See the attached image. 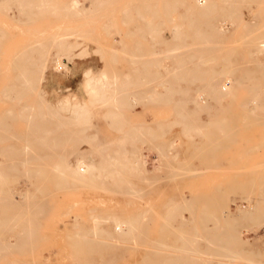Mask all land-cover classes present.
<instances>
[{
  "label": "rangeland",
  "instance_id": "rangeland-1",
  "mask_svg": "<svg viewBox=\"0 0 264 264\" xmlns=\"http://www.w3.org/2000/svg\"><path fill=\"white\" fill-rule=\"evenodd\" d=\"M62 1L67 3L68 0H58V3L64 4L65 2ZM142 1L144 0H106L103 3V0H85L83 6L88 8L90 13L94 10L97 12V15L93 14L89 18L60 16L53 14V11L35 10L31 17L10 19L0 9V107L3 110L7 107L4 101L10 102V100L2 99L1 94L11 86H18L23 71L33 72L32 82L38 85L37 91H43V96L46 94L44 98H47L51 107L59 109V105L63 106L61 115L71 118L75 114H72L73 112L84 107L91 112L92 122L96 127L88 129L79 127L76 130L81 138L87 140V143L82 141L83 139L82 142L79 141L81 142L79 148L86 153H90L97 146L119 139L121 134L126 133L128 127L133 124L149 125L153 133L158 132L157 126H162L161 131L164 133L162 141H171L172 139L178 141L176 144L178 157L170 161V167L177 173L168 172L166 169L165 179L155 178L156 180L152 179L150 184L142 183L143 181L133 175L132 178L130 175V178H125L131 182L132 187L136 185L135 189L140 191L139 193L133 194L132 191L130 194V191L124 190L123 192L108 191V194L104 191L106 193L103 194V191L99 189L85 186L72 189L68 185L67 188L55 189L49 185V190H51L49 194H46L45 197L37 196L38 200L46 203L45 210L40 212L43 214L36 217L35 220L37 222L35 228H38L39 232L41 230L42 233H40L43 239L42 243L41 241L40 244L36 242L31 249L20 254L11 253L9 255L7 253L8 257L4 255L6 253H0V264H168V262L170 264H184V262L185 264H264V112L261 110L262 107L264 108V94L262 93L264 91V73L260 61L256 65L254 59L246 55L249 48L245 46L249 45L251 40L264 38V0H147L151 4L149 6L148 4L142 5L144 4L141 3ZM98 4H103V7H101L102 5L98 7ZM203 4L207 11L210 10L217 14L237 12L235 23H227L226 32L223 31L219 38L223 49L222 47L216 51L200 49L199 45L202 40L196 37L194 42L197 50L193 52L197 56L192 52L188 53L187 57L193 58L192 55H194V59L190 58L191 61L188 62L189 58L184 59L186 55L182 57L185 53L182 52L183 50H175L177 52H173L174 55L172 53L173 57H171L168 67L163 61L165 56L163 54H166L167 51L163 44L157 49H153V52L152 50L139 51L135 49V44L140 43L147 46L150 43L149 37L143 39L140 34H129L133 33L140 25L139 23L135 24V21L140 20L139 13L158 12L159 17L151 19L155 23L154 25L165 20L163 17L165 11L172 10V12L177 11L181 14L190 13L192 14L190 19L197 22L202 19L197 14L203 10L201 8ZM165 5L168 6L165 8ZM232 5L239 7L237 9L230 8ZM123 12L129 13V16L123 18L121 14ZM214 18L216 16L204 18V20H214ZM187 19L189 18L187 17ZM103 26L109 27L110 31L106 33ZM250 26L251 28H249ZM163 27L165 28V26ZM220 30L222 31V28ZM160 36L162 38L170 37V41H175L166 30H162ZM59 37L66 39L65 41L69 45L75 46L72 50L74 55L72 60L61 58L63 68L57 70L52 63L49 70L44 71L41 76L40 68L37 66H23V69L21 66L11 63L15 62L22 53L32 52L33 50L28 49L30 47L46 46L51 54L56 53V49L50 45L47 46L53 42L52 40ZM247 38L250 41L246 40ZM207 39L205 38L204 41L209 43L210 41L208 42ZM209 40L213 41L210 38ZM46 48L44 49L46 50ZM42 50L36 48L34 53ZM200 53L201 56L203 55L201 59H199ZM132 54L137 61L135 64L129 60ZM112 56H115V62L111 64L112 67H108L109 58ZM150 58L162 63L163 67L158 68L159 71L156 74L161 78H166L169 75L166 80L170 89L174 90L173 96L161 100L162 102L166 100L163 103L160 101L147 103L145 97H142L143 101L139 104L140 107L136 105L133 107L134 110L131 108L122 110L120 114L122 117L119 115L116 122L106 120L105 115L110 111L108 110L109 105L104 102L92 103L84 83L86 84L88 78H94L99 73H108L107 70L109 73L111 69H114L115 73L135 70L132 71V75L136 76L134 78H137L136 82H139L140 86L147 89H152L154 86L159 90L157 76H153L157 68H153L154 72L151 71L148 74L143 71L142 62L150 60ZM205 58L214 61L206 63ZM225 59L226 61H223ZM230 60L233 62L231 61V63ZM260 60L263 62L264 58L261 57ZM198 61L202 63L199 64ZM178 62H182L181 67L183 65L184 70H177L180 67V63L176 64ZM247 68L250 70L251 78L246 81H236L233 90H231L232 94H227L223 98L214 94L215 85L229 80L231 70L235 73L234 78L240 79L246 73ZM203 72L204 74H202ZM175 73L177 74L174 77ZM221 73L226 78H223ZM210 75L212 79H209ZM139 76L141 79H145L141 80ZM196 77H201V80ZM139 84L137 83V85ZM137 85L123 90H137ZM177 88L179 91L176 90ZM201 90L204 91L200 96ZM256 91L257 94H255ZM142 93L140 95H143ZM258 94L260 95L258 96ZM218 99L221 102H218ZM254 99L258 102H255ZM11 101H15L12 103L16 104L10 113L11 118L22 117L18 105H26L25 103L30 100L18 98ZM167 103L169 104L167 105ZM173 104L177 108L173 107ZM27 105H35V112L40 113L38 106L41 104L29 103ZM3 110H0V114L6 113ZM178 110L179 113H177ZM248 111L251 113L249 114ZM130 120L131 122L128 123ZM121 122L129 126L118 131L117 123ZM111 123L116 125H113L112 128ZM8 125L11 127L8 131L9 138L15 140L14 146L18 147L19 141L24 137V127L19 122H11ZM190 125H194L196 130ZM188 126L193 130L191 131ZM200 127L203 134L197 131ZM60 133L63 132H54L53 135ZM138 146L141 152L144 151L143 154L146 156L144 161L149 162V167L155 168L156 161L150 159V157L154 159L155 154L151 155L149 144L142 141L138 142ZM49 147L54 148L52 143ZM107 147L116 148L117 146L112 144ZM68 149L67 146L65 151L68 152ZM46 161L45 164H48L46 170L52 172L50 170L53 169L50 166L53 167L56 164L55 158ZM147 176L151 177L150 172ZM16 181L20 183L22 179ZM20 188L21 186L17 184L16 189L19 191ZM204 211H211V214L214 215L205 218L202 215V213L206 214ZM9 218L12 216H7V219ZM94 218H98L96 220L98 223L93 224ZM127 221L132 222L127 225ZM193 221L196 222L194 225ZM203 221H207L205 222L207 224L203 225L201 223ZM215 221H218V226ZM71 223H73L72 227ZM230 223L237 227L242 226L245 230L237 233L239 238L237 242L222 243L218 241L219 243H217L213 239V241L210 239L211 243L204 241V238L210 236L224 237ZM74 225H79L84 229L111 227L127 231L123 233L124 235L122 234L123 236H119V240L112 238L102 240L100 236L94 238L100 240L99 244L101 245L98 247L97 243L88 246L89 253L86 251L87 246H84L86 250L80 245L79 248L71 246L73 235L70 234V230H73ZM2 226L12 231L24 228L19 222L8 220H4ZM208 234L209 236H207ZM181 235L196 237V241L187 246V242L184 243L182 239L178 241L177 237L182 238ZM89 236L92 237V233H89ZM219 237H217L218 240L221 239ZM189 249H191V255L186 254ZM73 252L76 254L74 255ZM86 252L88 253L86 254Z\"/></svg>",
  "mask_w": 264,
  "mask_h": 264
},
{
  "label": "bare ground",
  "instance_id": "bare-ground-1",
  "mask_svg": "<svg viewBox=\"0 0 264 264\" xmlns=\"http://www.w3.org/2000/svg\"><path fill=\"white\" fill-rule=\"evenodd\" d=\"M83 1H85V0H68L67 3H66V1H62L65 3L59 4L61 2L59 1V3H58V0H0V9H1L2 13L5 16H8L10 19H14L15 17L16 18L17 17H20V18L25 17L26 18L27 16L31 17V15L34 13L35 10H40L43 12L53 11V14H55V15L72 16V17L73 16H78V17L81 16L84 18H89V17H91V15L97 13L95 10L90 13V10L83 6ZM105 1L106 0H103V3ZM153 1H155V0H153ZM197 1H199V0H197ZM141 3H144L142 5L148 4V6H149L150 1L147 2V0H144ZM138 4H140V3H138ZM100 6L103 7V4H98V7H100ZM167 6L168 5H165L164 7L166 8ZM180 6H182V5H180ZM238 7H239L238 5L230 6V8H234V9H237ZM201 8H203V10L198 12L197 15H198V17H200L202 19H200L197 22L190 19L192 16V14H190V13L181 14V13H177V11H174V12H176L175 13L176 17H175L174 12H172L173 11L172 10V11H165L164 15H163V17H165V20L159 21L157 23V25H154L155 23L153 21H151V19H153L155 17H159L158 12L150 11L148 13H143V14L139 13L138 16H139L140 20L138 22L135 21V24L139 23L140 25L137 26V28L135 29V31L133 33H129V34H131V35H134L136 33L140 34L141 38H143V39L146 37H149L150 43L147 46H146V44L145 45L140 44V43L135 44V49H138L139 51L152 50V52H153L154 51L153 49H155V48L157 49L158 46L163 44L167 50V51L165 50L166 54H163V55H165L163 61H165L166 67L170 66L171 57H173L172 53L177 52L175 50H178V49H181V50H183L182 52L186 53V54L183 53L184 55L182 57H184L186 55L184 59L189 58L188 62L191 61L190 60L191 57H187V55H188V53H191V52L194 54L193 51L197 50L196 49V43L194 42L196 40V37L199 38V40H202L201 45H199L200 49L208 50V51L218 50L220 47H222L221 46L222 42L219 38L223 34L222 33L223 31L226 32L225 30H226V25H228L227 23H229V24L235 23V16L237 15V12H226V13L217 14V13H213L210 10L207 11L206 6H204V4L201 5ZM87 9H88V11H87ZM98 9H100V8H98ZM212 9H214V8H212ZM136 13H137V11H136ZM121 14L123 15V16L121 15L123 18H126L129 16V13H127V12H123ZM214 16H216V18H214V20L213 19L204 20V18H211ZM187 17L189 19H187ZM65 19H66V17H65ZM21 21H22V19H21ZM124 23H127V21H124ZM163 26H165V28ZM103 27H104L103 29L106 31V33H108L110 31L109 27H107V26H103ZM220 28H222V31L220 30ZM249 28H251V26ZM162 30L168 31L169 36L173 37L175 39V41L174 42H172V40L170 41L169 40L170 37L162 38L160 36L162 34ZM253 36H251V37H253ZM251 37H249V39ZM205 38H208L207 41L208 42L210 41V42L206 43L205 42L206 40L204 41ZM209 38L213 39V41L209 40ZM135 39L138 40V38H136V37H135ZM65 40L63 38L59 37V38L52 40L53 42L48 44L47 47H49V45H50V47H53V49L57 50L56 53H54V54H51V52L49 50H47L46 46L30 47L28 49H30L31 51L33 50L32 52L28 51L29 53H22L21 56H18V57L16 56L17 60L15 59L16 61L13 60L15 62H11V63H13L15 66H21V68H23V66L24 67L37 66L40 68L41 76H42L44 71L49 70L52 63L54 64V68L57 70L59 68H63V65L61 64V58L64 57L66 59L72 60L74 58L72 50L75 47V46L69 45ZM246 40H248V38ZM250 40H248V41H250ZM245 46L249 48V51L246 55H249L251 58H253L255 61L254 64L256 63V65H258V63H259L258 61H260L261 65L263 67V68L261 67V69H262V72L264 73V61L262 62L260 60L261 57L264 58V38L254 39V41L251 40V43L249 45L246 44ZM36 48L37 49H43V50L41 52L34 53V50ZM44 48H46L47 51ZM222 49H223V47H222ZM103 50H105V49H103ZM177 54H179V53H177ZM202 54H203V52H202ZM173 55H174V53H173ZM194 55H196V54H194ZM194 55H192L193 58H191V59H194ZM218 55L219 54L217 53V56ZM131 56L132 57H130L129 60H130V62L132 61L135 64V62H137L135 60L136 58L134 57L133 54ZM198 56H199V54H198ZM152 57H154V56H152ZM202 57H203V55L201 56V53H200L199 59H201ZM110 58H109L110 61L108 62V67H112L111 64H113V62H115V56H112ZM207 58H209V57H207ZM226 59L223 61H226ZM142 60H144V59H142ZM179 60H180V58H179ZM205 60H206V58H205ZM211 60L207 59L206 63L207 62L210 63ZM161 61H162V59H161ZM201 61H203V60H201ZM201 61H200V63H202ZM212 61H214V60H212ZM231 61L233 62V60H230V62ZM144 62H146V63H144ZM144 62H142V65H143V71H145L146 74L150 73L151 71L154 72L153 68H157L155 71V74H153V76H157L158 85L157 84H155V85H157L159 87V90H157V87H154V86L152 89H147V88L140 86L139 82H136V81H138L137 78L136 79L134 78L136 76L132 75V71H135V70H131V72H126V73L118 72L120 74H118L117 72H116L117 73L116 74L114 72L115 71L114 69H113L114 71L111 69L110 73H109V70H107L108 73H106V72L99 73L98 76H96L94 78H88L86 81V84L84 83V85H86V89H87L88 95L90 97V101L92 103L104 102L105 104L109 105L108 110H110V111L107 113V115H105L106 120H111L112 122H116V121H118L119 115L122 113V110H125L128 108H131V110H132L133 107H136V105H138V107H140L139 104L141 103V101H143L142 97L143 98L145 97V100H146L145 102H147V103L156 102V101L162 102L161 100H164L166 97H170L173 94L174 90L170 89L169 84L167 83V80H166V78L169 77V75L166 76V78H161V76L156 74V72L159 71L158 68L163 67L161 65L162 63L156 59H151V58H150V60H146ZM249 62H250V60H249ZM179 63L180 62H178L176 64H179ZM181 63H180V67L177 70H180V69L184 70L182 68L183 65L181 67ZM198 63H199V61H198ZM204 63H205V61H204ZM204 63H203V65H204ZM212 64H215V63L212 62ZM223 64H225V63H223ZM196 65H195V67L197 68ZM193 66H194V64H193ZM195 67H193V68H195ZM214 67H211V68H214ZM21 68H19V69H21ZM196 70L198 71V68ZM248 70L249 69L247 68L246 73L245 74L243 73L244 76H241L243 78L240 77V79L234 78L235 73H233V71L231 70L232 74L230 73L231 76H229L230 77L229 80L222 81V82L218 83L217 85H215L216 88L211 87V88L215 89L214 94H216L217 96H220L221 98H223L227 94H232L231 90H233V86H234V83L236 81L237 82H239V80H241V81L245 80L246 81V80H249L251 78L249 76L250 70L249 71ZM259 70H260V68H259ZM215 71H217V70H215ZM112 72H114V73L112 74ZM30 73L23 71V73L20 75V83L18 84V86H14V87L11 86L8 90H6L4 93L1 94L2 99L5 98V99L10 100V102L4 101L5 104L7 105V107L4 110H3V108L0 107V110H3L4 113L6 112L5 114H0V253H3V252L6 253V254L3 253L5 256H7V253H9V255L11 253L20 254L23 251H28L29 249H31L36 244V242L37 243L39 242V244H40V241H41V243H42L43 239H42V236H40L41 230L39 232V229L35 228L36 223H37V222H35V220L37 219L36 217L43 214L40 212L45 210L46 203L38 200L37 196L42 195L45 197L46 194H49L51 191V190H49V185L50 186L52 185L53 187L52 186L51 187L55 188V189H58L60 187L61 188L66 187L67 188L68 185L71 186L72 189H73V187L85 186L88 188L99 189V190L103 191L102 192L103 194L106 192L108 194V191L123 192L124 190L127 192L130 191V194L133 191V194H134V193H139L140 191L135 189L136 185H135V187H132L130 184L131 182L128 181L127 179H125V178L129 177V175H130V177L133 175L135 178H138L139 180L143 181L142 183L145 182L146 184L147 183L150 184L151 183L150 181L152 179L154 180L155 178H159V177L162 179H165L166 178V174H165L166 169L168 172L172 171L174 174L177 173V172H175L176 170H174L170 167V164H171L170 161H172L178 157L177 152H176V147H177L176 144L178 143V141H177V139L176 140L172 139L171 141H162V138L164 139V137H163L164 133L161 131L163 129V128L161 129L162 126L161 127L157 126L158 132L153 133L151 128L149 127V125L138 123L139 125L133 124L131 126V124H130L131 127H128L129 129L128 130L126 129L127 132L122 133L121 137L119 139L113 140L111 142L109 141V143L101 145V146H97V147L93 148V151H91L90 153H86V152L82 151L79 148V145L82 141H85L86 138L85 139L81 138L78 135V133L76 132V130L79 127L81 129H84V127L86 129L96 127L94 125V123L92 122V117L90 114L91 112H89V109L84 107V108L79 109L76 112H73L72 114H74V113L75 114H74V116L70 115L71 118H67L68 116L64 117L63 115H61L62 111H63V106L61 107L59 105V107H58L59 109H55V108L51 107L46 100L47 98L46 99L44 98L46 94H44V96H43V93H44L43 91H37L38 85H35L32 82L33 78L31 76H32L33 72L31 74ZM87 73L89 74V72H87ZM87 73H86V75H87ZM176 74L177 73H175L174 77L176 76ZM202 74H204V72ZM208 74H210V73L208 72ZM171 75H172L171 77H173V74H171ZM214 76H215V74H214ZM221 76L223 77L222 73H221ZM210 77L211 78H209V79H212L211 75H210ZM254 77H255V75H254ZM139 78L141 79L140 76H139ZM197 78L198 77H196V79ZM223 78H226V77H223ZM142 79H145V78H142ZM198 79L201 80V77ZM255 82H257V81H255ZM137 83L139 85H137ZM145 83H147V82H145ZM172 83H173V81H172ZM189 83H190V81H189ZM135 85H137L136 86L138 88L137 90H133V91L123 90L124 88L130 89V88L134 87ZM205 85H204V87H205ZM204 87H203V89H204ZM178 88H179V86H178ZM178 88L176 90H178ZM140 89H141V91H140ZM15 90H16V93H15ZM261 90H263V89H261ZM201 91H202V93L199 92L200 96L203 94L204 90H201ZM141 93L143 95H140ZM251 93H252V91H251ZM262 93L264 94V91ZM255 94H257V91ZM252 95H253V93H252ZM259 95L260 94H258V96ZM18 98L26 99V100H30V101H27L25 103L26 105H18V106H20L22 117L19 116L17 119H13V118H11L10 113L15 108L16 104H13L12 102H15V101H11V100L12 99H18ZM204 98H206V97H204ZM215 98H216V96H215ZM221 98H219V99H221ZM169 99H171V98H169ZM194 99H193V101H194ZM207 99H208V97H207ZM219 99H218V102H221V100L219 101ZM165 101H163V102H165ZM212 101H214V99H212ZM215 101H216V99H215ZM256 101L257 100H255V102ZM168 102H170V101L168 100ZM29 103L41 104L40 106H38L40 113L37 114L35 112V107H34L35 105H27ZM168 104L169 103H167V105ZM185 104H186V102H185ZM64 105H66V104H64ZM60 107L62 108V110ZM173 107L177 108L175 106V104H173ZM185 109H183V110H185ZM179 110H181V109H179ZM179 110L177 113L180 112ZM191 110H192V108H191ZM191 110H188V111H191ZM261 110H263V112H264L263 107ZM64 111H65V109H64ZM185 111H187V109ZM130 113H132V112H130ZM248 113H249V111H248ZM250 113H251V111H250ZM181 115H183V114H181ZM121 120H123V119H121ZM11 122L12 123H18L19 122L24 127L23 128L24 129V133H23L24 137L19 141L20 145L18 147L14 146L15 140H11L9 138L10 135H9L8 131L11 129V127L8 125V123H11ZM130 122H131V120L128 123H130ZM110 125H112V123ZM113 125H116V124H113ZM113 125H112V128H113ZM126 126H129V125H126V123H124V122H121L119 124L117 123L118 131L125 128ZM190 126H188V127H190ZM12 127L15 128V126H12ZM191 127H194V125ZM191 127H190V129H191ZM193 129L196 130L195 127ZM193 129H191V131ZM200 129H202V128L200 127L199 130L197 129V131L199 133L200 132L202 133V131ZM59 131H62L63 133L53 135L54 132L57 133ZM95 132H96V130H95ZM193 132H195V131H193ZM9 141H11V142L9 143ZM79 141H81V142H79ZM142 141L149 144L151 155L153 153L155 154L154 159H152L150 157L151 161L155 160L157 163L155 168L149 167V162L146 163L144 161V158L146 156L143 154L144 151L141 152V150L138 146V142H142ZM16 142H18V141L16 140ZM85 142L87 143V140ZM50 143L53 144L54 148L49 147ZM112 144L116 145L117 147L116 148H110V147L108 148L107 147L108 145L110 146ZM30 145H33L34 147L33 146L31 147ZM86 145H88V144H86ZM67 146L69 147L68 152L65 151ZM90 149H91V147H90ZM94 155H95V157L97 156L98 158H95ZM51 158L52 159L55 158L56 164L54 163L55 165H53V167L50 166L53 170H50L52 172H49L48 170H46V169H48V166H47L48 164L46 165L45 163L47 162L46 161L47 159H51ZM48 162H49V160H48ZM50 162H51V160H50ZM174 164H175V162H174ZM148 172H150L151 177L147 176ZM174 174H173V177H174ZM17 177H19L18 179H22V182L17 183L16 180H18V179H15ZM42 177L44 178L43 180L41 179ZM55 177H57V179H55ZM170 178H172V177H170ZM157 182H159V181H157ZM17 184H19L21 186L19 191H18V189H16ZM94 189H92V190H94ZM63 191H65V190H63ZM104 191H106V192H104ZM74 192H75V190H74ZM96 192H97V190H96ZM127 192H124V193L126 194ZM135 196H137V195H135ZM186 212H188V211H186ZM205 213L206 214L202 213L203 217H205V218L211 217L212 215H214V214H211L212 213L211 211H207ZM205 215H207V216H205ZM7 216H12V218L7 219ZM14 216H20V217H14ZM4 217H5V219H4ZM4 220H8L11 222L16 221V223L19 222V224L22 225L24 228H20L18 231L9 230L8 228H4V226H2ZM94 220H95V222H93V224L98 223L96 221V220H98V218H94ZM208 221H210V220H208ZM131 222L132 221H127L126 224L129 225V224H131ZM205 222H207V221H203L201 223L203 225L207 224ZM195 223L196 222L193 221V225ZM72 224L73 223H71V227H72ZM215 224H216V226H218L219 225L218 221H215ZM80 227L81 226H79V225H77V226L74 225L73 230H70L71 231L70 234L73 235V238H72L70 243H71V246L72 245L74 246V248H75V246H77L79 248V245L82 246V248H84V246L85 247L87 246L86 247L87 250L85 248L84 249L88 252H89L88 249L91 245L93 246L94 244L96 245L97 243L98 244L100 243V240H97L94 238H98L100 236V238L102 240L108 239V238L118 239L121 237L120 235H122L123 233H125V231H127V230L122 229V228L112 229L111 227H108L106 229H104V228L96 229L97 227L95 229L94 228H85L84 229V228H80ZM205 227H206V225H205ZM213 229H215V228H213ZM174 230L176 231V229H174ZM206 230H204V231H206ZM241 230H244V228L242 226L237 227L236 225L230 223L228 225L227 230H226L227 233L224 234V237L223 236H221V237L210 236V237L204 238V236H203V238H204V241H206L207 243H211L210 239L211 240L213 239L214 242L216 241L217 243H219L218 241H221L222 243L223 242L224 243H233V242H237L239 240L237 233H241ZM89 233H92V237L89 236ZM207 236H209V234ZM181 237L182 238L177 237L178 241H179V239L180 240L182 239L184 241V243L187 242V244H186L187 246L189 243H190L189 245H191V242L196 241V237H193V236H191L192 237L191 238V237H187L185 235L184 236L181 235ZM217 237H219L221 239L218 240ZM142 238H144V237H142ZM104 244H106V243H104ZM100 245L101 244H99L98 247H100ZM105 246L106 245H104L103 247H105ZM108 247H109V245H108ZM91 250H92V248H91ZM74 251H75V249H74ZM80 251L82 252V250H80ZM88 252H86V254ZM102 253H104V252H102ZM188 253L190 255L192 254L191 249H189V251L186 252L187 255H188ZM194 253H196V251H194ZM73 254H74V252H73ZM79 254H82V253L79 252ZM2 258H4V257H2ZM6 258H5V260H6ZM168 264H170V263L168 262ZM184 264H185V262H184ZM191 264H193V263H191Z\"/></svg>",
  "mask_w": 264,
  "mask_h": 264
}]
</instances>
